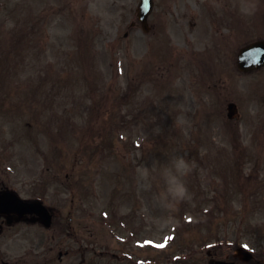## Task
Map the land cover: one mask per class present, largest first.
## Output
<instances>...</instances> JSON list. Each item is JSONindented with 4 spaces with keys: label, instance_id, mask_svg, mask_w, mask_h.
<instances>
[{
    "label": "rangeland",
    "instance_id": "obj_1",
    "mask_svg": "<svg viewBox=\"0 0 264 264\" xmlns=\"http://www.w3.org/2000/svg\"><path fill=\"white\" fill-rule=\"evenodd\" d=\"M68 1L0 0V52H10L0 63V181L37 190L63 216L73 207L75 230L89 223V264H107L109 251L125 264H194L240 245L254 258L241 264H264L263 80L235 66L238 48L264 36L262 0L251 16L239 0H157L171 10L168 27L183 19L166 34L159 14L153 34L129 28L139 0H72L73 13ZM225 6L235 15L224 22ZM27 97L41 114L31 124L40 151L24 136ZM230 101L237 119L226 116ZM102 104L88 122L89 106ZM174 156L192 165L188 196L165 208L160 171ZM9 243L0 236V264L23 254Z\"/></svg>",
    "mask_w": 264,
    "mask_h": 264
},
{
    "label": "clouds",
    "instance_id": "obj_2",
    "mask_svg": "<svg viewBox=\"0 0 264 264\" xmlns=\"http://www.w3.org/2000/svg\"><path fill=\"white\" fill-rule=\"evenodd\" d=\"M219 7V5H216ZM241 15L251 16L258 8V0H239L237 5ZM192 171V165L183 156H174L160 171V178L164 184V190L159 193L157 199L162 207H168L171 203L181 201L188 196V189L184 178ZM145 188H150L147 176L144 177Z\"/></svg>",
    "mask_w": 264,
    "mask_h": 264
},
{
    "label": "water",
    "instance_id": "obj_3",
    "mask_svg": "<svg viewBox=\"0 0 264 264\" xmlns=\"http://www.w3.org/2000/svg\"><path fill=\"white\" fill-rule=\"evenodd\" d=\"M147 2V0H146ZM257 47H260L261 49H263V46L260 44V42H256L253 43L252 45L248 46L247 48H245L243 51L245 50H256ZM242 51V52H243ZM250 51H248L249 53ZM264 63V56L263 55H258V56H252L250 58H247V60H245L243 63H240V66L244 67L245 69L248 68H252L255 66H258L260 64ZM230 109H233V105H230ZM9 196L6 198V201L8 200ZM4 208V193L2 195H0V211H2V209Z\"/></svg>",
    "mask_w": 264,
    "mask_h": 264
},
{
    "label": "flooded vegetation",
    "instance_id": "obj_4",
    "mask_svg": "<svg viewBox=\"0 0 264 264\" xmlns=\"http://www.w3.org/2000/svg\"><path fill=\"white\" fill-rule=\"evenodd\" d=\"M25 218L26 219H24V221L13 220L11 221V223H6L5 218L4 219L2 218L1 219L2 222L4 221V234L8 235L11 232L10 228L12 227L10 226V224H12V226L16 224H20V223H26L28 225L37 224V223H34L35 221H33V218H34L33 215H26Z\"/></svg>",
    "mask_w": 264,
    "mask_h": 264
}]
</instances>
